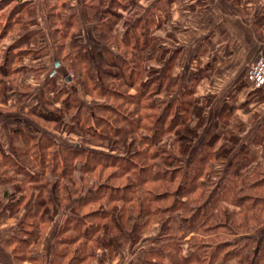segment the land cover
<instances>
[{
  "label": "trees",
  "instance_id": "1",
  "mask_svg": "<svg viewBox=\"0 0 264 264\" xmlns=\"http://www.w3.org/2000/svg\"><path fill=\"white\" fill-rule=\"evenodd\" d=\"M89 8L97 10L98 21H96V24L99 25L97 31L99 32L98 37L101 38L103 29H111L110 25L115 16L111 15L112 12L109 10V7H106V10H104L91 4ZM30 12H33V8H26L24 15ZM61 18V16L58 17V21ZM71 21L68 16L61 23L69 30L72 27ZM155 21L154 17L150 20V23L155 24ZM67 30L64 32V35L69 34ZM129 32L130 30H128V34ZM77 34L79 36L78 32ZM73 35L74 33H72ZM104 35L105 40L111 38L110 34ZM75 38L76 49L74 50V57L79 61V65L74 66V70L80 84L86 87L89 85V88L95 86V88L104 91L105 97L118 98L120 103L111 104L105 99L104 103L100 104V108L109 110L111 116L114 118L104 116L105 114L102 115L101 113V116L97 117L91 109L88 110L85 106H82V103L78 102L75 96H72L67 98L62 105L66 106L68 102L72 104L76 103L75 105H80L81 103L80 114L83 113V115L75 112L72 114V120H68L67 122L63 120L64 115L57 113V111L48 115H54L55 121L62 119L65 128L73 126L78 120L81 122V126L91 134L99 136L105 134V139L109 136L114 139L110 141V151L98 150L94 147H89V149L85 144L67 145L59 143L58 138L56 139L54 135L43 129L39 130L19 125L12 135L13 153L10 152V154L4 149L3 140L0 137V168L6 169V172H0V184H7L6 186H9L10 182L13 181V184L18 188V192L21 191L22 195L24 193L21 198L15 197L14 202L10 204L12 205V211H16L19 203L22 201L20 199L26 197L25 187L27 185L25 182H28L30 185L35 184L32 185L33 187H30L31 192H33L30 194V207L32 208L23 218L19 226L18 235L12 238L16 239L19 243L16 244L15 249L17 255H20L21 258L19 256L16 257L20 260L22 258L34 260L32 243L35 241L34 238L37 237L41 225L55 216H51L52 214H50L49 209L53 197L59 198L58 189L60 187L64 191L62 192L61 199L65 200L67 198L68 200L65 203L70 202L72 210L75 209L76 211L80 207L82 209V207L92 206L90 207L91 209L75 215L74 218L67 215V220L71 219L74 221L71 225L75 233L68 234L60 239L63 243H67L66 241L69 240L79 251L73 254L70 250L58 249L59 251L56 255L69 257L65 264L82 263V261L90 256L91 250L95 247L109 249L114 253L119 250V246L114 241L127 242L131 231L136 234L135 230L146 223H150L152 217L159 218L162 215H165L162 227L172 240H181L188 231L195 232V235L188 242L192 250H187L186 257L194 256V259L189 262L203 264L202 262L204 261L205 264H214L218 261L214 258H217L221 253L222 256L220 257L223 259L220 262L222 263L225 262L223 260L230 262L229 260L236 259L239 264H264V245L260 246L258 252L254 254V249L252 248L253 239L248 236H244L241 241V237L237 239L228 237L220 239V234L215 235L216 239L214 241L212 238L206 240L199 237L200 233H210L213 232L212 230L218 231L219 227L230 230L229 235L236 231L225 218L229 214L233 215V217L239 214L230 210L227 212L228 209H224L226 212L223 215L222 210H220L221 201L235 202L232 204H236L238 207L244 209L251 207V209H245L247 213L238 222V226L246 227L261 224L260 220L255 218L257 216L251 215V212H254L252 205L264 208V200L257 198L258 196L256 195L245 192L240 193V187H238L241 177L244 188L248 186L251 189L258 186V184L264 183L262 180L264 175L259 174L257 179L251 180V184H248L247 177H244V172H241L243 166L251 163V152H247L248 149L246 150L249 161L243 164L242 159L244 162L246 157H242L244 154L237 157L230 155L234 150V146L232 147V145H235L236 141L233 140L231 144H223L217 148L218 140H216L214 135L200 142L199 146L188 140L178 146L176 145L178 144L176 140H173L175 146L171 151L170 146H168L169 142L167 143V140L163 141V139L170 132L176 131L178 125H190V115H192L193 119L199 116V98L195 100L197 102V110L193 109L190 111L192 106H190L189 101L185 100L184 96L181 99L176 97L172 100L171 98L164 105L162 99L156 97L162 90L159 87L156 89L153 80L140 76L141 61L139 60V46L135 47L132 45L131 38H127V40L123 39V42L113 41V46L108 45V47L94 45L96 49H99V51L93 54L98 63L97 67H90L87 59L90 60L91 55L83 51L81 39ZM154 40L155 37L151 35L150 40L146 43L147 47L151 46L149 48L151 52H155L161 46L157 43L156 47ZM110 42L112 44V40ZM114 46H119L124 50V52L121 51L122 57L118 55V51ZM16 51L22 50L19 48ZM19 54V52H10L0 62V74H3L5 77L0 80V94L3 92V98H5L3 102L7 103L8 99H12V102L16 99L15 102H17L16 104L14 102L10 104V108H22V104H24L26 99L24 95L21 97L16 94H5L8 89L7 84H9L6 82V79H10L12 73L20 74V70L26 68L21 63L20 58L18 59ZM152 55L163 56L164 53ZM163 57L165 58L166 56L164 55ZM164 58H159L158 60L164 62ZM162 64L166 66L165 69L168 71L171 68L169 66L170 57ZM39 65L34 64L32 67L37 68ZM21 66L24 68L20 69ZM96 68L99 78H96ZM100 73L102 78L110 81L103 85ZM124 77H126V80ZM133 77L143 86L138 88L139 91L136 95H133L130 89L126 90L124 88V86L129 87L133 85ZM171 77L172 79L166 78L169 80L167 85H179V78L182 77H174L172 74ZM127 82L130 84H127ZM191 82L195 84L196 80L192 79ZM189 83L184 84L189 86ZM160 85L162 84L160 83ZM179 86L182 89L183 85L180 84ZM19 87L21 86L19 85ZM190 94L192 92L187 95ZM175 101L181 103L180 109L184 110L185 114L180 115L178 112L170 114L169 110L172 105L174 106ZM61 110L62 108L58 111ZM37 112L38 116L46 118V114L51 111L44 112L37 110ZM94 119L101 120L108 128L102 132H98L96 128L94 129L95 126L92 123ZM38 133L40 135H37ZM178 137L177 139H179ZM58 145L64 149L59 151ZM124 148L125 150H121ZM18 155L24 157L25 161L19 160ZM218 158L220 159L219 165L216 163ZM156 166L158 169L155 168ZM110 168H112V171L107 172ZM47 171L52 173V182L56 189V195L50 194L49 189H46V183L44 185L38 183L39 180L46 177ZM96 172L100 175H105V179L101 177L100 180H93L95 176L91 174ZM21 173L26 175V178L23 180L17 177ZM127 175L129 177H126ZM178 177H182L181 182L175 189H172V185L175 184V180ZM122 178H126V181L118 183L117 179ZM148 182H154L155 184L153 189L145 190V197L142 200L139 196V189H143L145 187L144 184ZM47 190L48 193L42 194ZM3 193L8 195L7 187ZM167 197L171 199L168 204L163 205L159 202ZM136 200L141 201V207L138 218L134 219L133 212H131L132 208L131 213L128 212V208L132 207L137 202ZM47 210L48 212H46ZM218 210L219 213L216 214L214 211ZM175 212L181 219L182 224L178 223V219L176 220ZM44 213L47 214L45 215ZM80 214L81 216L87 215V217L91 218L96 217L97 220L90 222L87 218H81ZM136 220L143 223L132 222ZM212 220L215 221L213 222ZM227 230H223V233L228 232ZM246 232L248 231L245 229L242 233ZM215 233L217 232H213V234ZM79 239L82 240L80 244L78 243ZM232 240L234 243L230 245H242V250H239L240 246L238 245L226 250L221 249ZM92 242L95 246L91 245ZM90 247L92 248L90 249ZM70 252L72 254L69 256ZM173 257L172 262L175 264L182 260V257L180 259L177 252L173 254ZM59 262L60 260H58V264Z\"/></svg>",
  "mask_w": 264,
  "mask_h": 264
},
{
  "label": "rangeland",
  "instance_id": "2",
  "mask_svg": "<svg viewBox=\"0 0 264 264\" xmlns=\"http://www.w3.org/2000/svg\"><path fill=\"white\" fill-rule=\"evenodd\" d=\"M173 1L174 0H0V62L1 59H5V57L8 56L10 52H19L20 54L18 55V59L20 58L21 63L24 64L23 66H26V68H24L23 66L20 67V69L24 68L20 70V76H18V74L12 73V75L10 76L11 78L6 79V82L9 83L7 84L8 89L5 93L6 95L16 94L17 96L22 97L24 95L26 97L24 104H22V108H7L0 104V121L3 126L4 124L6 125L4 126V128L0 125V137H2V140L4 138L8 139V146L6 147L9 148L11 153V149H13L12 135L19 125L28 128L33 127L39 130L43 129L44 131L54 135L56 139L58 138L57 140L59 141V143L67 145L85 144L87 148L94 147L95 149H101L103 151L111 150L110 141L111 139H114L113 137L109 136L107 137V139H105V134H102L100 136L91 134L81 126V122L78 120L77 123H75L71 127L65 128L63 124V120H65L66 122L68 120H72L73 113L76 112L77 114H80L81 103L82 106H85L88 110L91 109V111L94 112L97 117H100L101 113L102 115L105 114L104 116H109L111 118L114 117L111 116L110 111L104 108H100V104L104 103L105 99H107L108 102H110L111 104L120 103L118 98H111L110 96L105 97L104 91L95 88V86L89 88V85L88 87H86L80 84V81L76 76V71L74 70V66L79 65V61L76 60L74 57V50L76 49L75 37H77V39H81L83 51L88 52L91 55L90 60L87 59V62L90 67H97L98 64L96 58L93 57V54L99 51V49H96L94 45L108 47V45L113 46V41L115 42L117 40L119 42H123V39L127 40V38H131V44L135 47L139 46V60L141 61L140 76L147 78L148 80H153L155 82L156 89L159 87L162 90V92L156 95V97L162 99L163 104L166 105L171 98L172 100L176 97L178 99H181L184 96L185 100L189 101L190 106H192V109H190V111H192L193 109L197 110V102L195 101L196 94L194 91L195 84L192 82L189 83L184 77L179 78V85H183L182 89L177 84H171V86H168L167 83L169 82V80L167 79H172L171 74L173 67H171L167 71L165 69L166 66L162 64L164 62H162V60H158L159 58L163 59L164 55L168 56L169 53L172 51V49H170L171 46L167 45L166 43L164 44L163 42H167L166 37L168 35L165 34L164 26L170 18L171 3ZM91 4L92 6H98L99 8H103L104 10H106V7H109V10H111L112 12L111 15L115 16L114 19H112L110 25L111 29H103L101 38L98 37L99 32L97 31V27H99V25L96 24V21H98L97 10L89 8ZM26 8H33V12L27 13L25 14V16L24 13L26 11ZM60 16L62 18L58 21V17ZM65 16H69V19L72 20V27H70L69 30H67L61 23L63 20L66 19ZM154 17L157 22L155 21V24H151L150 20ZM66 30L69 31V34L67 33V35H64V32ZM128 30H130L129 34ZM77 32L79 33V36ZM72 33H74L73 36ZM104 34H110L111 38L109 40H105ZM151 35H158L157 37H155L154 40L155 46L157 47V43L158 45H161L160 48L155 52H151V49H149L151 48V46L147 47L146 45V43L150 40ZM110 40H112V44ZM19 48L22 51H16V49ZM114 48L118 51V55L122 57L123 54L121 53V51L124 52V50L121 49L119 46H114ZM162 53H164L163 56L152 55H160ZM33 63L37 65H42H39L36 68L34 66L32 67V65H34ZM95 73L97 75L96 78H99L97 68L95 69ZM100 77L103 80V85L106 84V82L108 83L110 81L108 79L102 78V75ZM4 78V75L0 74V80ZM124 79L126 80V77H124ZM132 83V86H124V88L126 90L130 89V92L133 95H136L139 91L138 88H141L143 86L137 82V79H135V77H133ZM160 83L162 85H160ZM184 83H189V86L185 85ZM127 84L130 83L127 82ZM19 85L21 87H19ZM190 92H192V94L187 95ZM3 94V92L2 94H0L1 102H3V99L5 101V98H3ZM72 96H75L78 99V102H81L80 105H75L76 103L72 104L70 102H68L66 106L62 105L63 102L67 100V98ZM177 101H175L174 106L172 105V107L170 108V114L173 112H178L180 115L185 114L184 110L180 109L181 103H178ZM222 101L226 102L227 99L224 100L222 98ZM198 103L200 105V108L198 109L200 111L199 116L193 119L192 115H190V125H178L176 131L170 132L163 139V141L167 140V143L169 142L168 146H170V150L172 151L175 146V142L173 143V140H176V142L178 143L176 145L178 146L187 142V140L199 146L200 142H203L205 139H208L209 137H212L214 135L216 140H218L217 148H219L218 146L220 143H222V146L223 144H231L233 140L237 141L235 145H232V147L234 146V150L232 151V153H230V155H235L237 157L238 155L242 156L244 154L242 157H246L244 159V162L242 159V163H248L249 160L247 159V152H251V149H248L246 152L244 146L242 145V129L237 130L234 126L237 122L234 110L232 108H227L228 106H223L222 110L218 111L220 110V108L216 107V104L213 102L212 97H207L205 99H201L200 101L198 100ZM61 108L62 110L58 111ZM37 110H42L44 112L51 111L50 113L46 114V118L48 119L43 118L42 116H38ZM56 111L57 113L64 115L63 120L61 119L62 121H55L53 118L54 115H48L53 114ZM80 115H83V113H81ZM10 123L17 124V127H8L11 132V144L10 139L9 137H7L5 130V128H7L8 124ZM92 123L95 126L94 129L96 128L98 132H102L104 129L108 128V126L99 119L92 120ZM234 132L237 133L236 136H238V138H236ZM37 135L40 134L38 133ZM177 136H179V139H177ZM86 142H88L89 144ZM57 148L59 151H62L64 149L62 146L59 145L57 146ZM121 150H125V148ZM250 155V159L257 157V153L255 156H253V153L251 152ZM18 156L19 160L25 161L24 157H20V155ZM216 161L217 165H219L220 159L218 158ZM183 162L186 163L185 160H183ZM248 165L246 164V166H243L241 172H244L243 175L244 177H247L248 184H251V180L257 179L259 174L264 175V163L252 171H248L246 169V167H249ZM155 168H157V166ZM1 171L6 172V169L0 168V172ZM109 171H112V168L108 169L107 172ZM21 175L25 176L23 173ZM91 175L95 176V179H93L95 181L100 180L101 177L102 179H105V175H100L98 172ZM126 177L129 176L127 175ZM25 178L26 176H21L20 179L23 180ZM181 178L182 177H178L175 180V184L172 185V189H175L178 186V184L181 182ZM43 179L44 178H42V180H39L38 183L44 185L45 181L43 182ZM117 180L118 183H122L126 181V178ZM262 180L264 181V178ZM240 181L242 182V184ZM240 181L238 183V187H240V193L245 192L252 195H256L258 196L257 198L264 200V183L261 182V185L258 184V186L249 189L248 186H246V188L242 186V177ZM25 184L29 187H25L26 197L24 199H20L22 200L21 202L19 201L20 203L17 207L18 209L16 211V214H14L13 218V221L15 223H17V219L19 218L20 214L23 218V216L27 215V213L30 212V209L32 208L30 207V194H32L33 192H31L30 187L33 186H31L32 184H28V182H25ZM154 184V182H148L144 184L145 187L143 189H139V196L142 200L145 197V190H148L150 188L153 189ZM17 189L18 188H16L15 184H13V181L10 182V185L7 187L8 195H5L4 199L2 197V199L4 200L3 202L5 204H3V206L1 207L5 206L3 209H5L6 212L9 210L11 211L10 204L14 202L15 197L20 198V196L24 195V193L23 195L22 193H19ZM2 192V187L0 186V194ZM62 192L64 191H62L59 187L58 193L60 196L58 199L55 196L53 197L49 209L50 214H52L51 216H58V218L55 217L52 221L54 222L53 233H55L57 238L59 237V239L64 238L68 234L75 233L74 229L72 230L71 225L74 221H72L71 219H65L62 222V225H59L61 224V219L63 218V215H65L67 211V214L74 218L75 215L82 212H86L87 210L91 209L90 207H92L86 206L82 207V209L80 207L76 211L75 209H73L75 211L74 212L70 208V202L65 203L68 199H61ZM46 193H48V190L44 191V193L42 194ZM170 200L171 199H168L167 197L159 202L164 205L168 204ZM136 201L137 202H135L132 207L128 208V212H130L132 208L131 212H133L134 219L138 218V214L140 212L141 207V201ZM220 203V210H222L223 215L224 212H226L225 210L227 209V212H229L230 210L239 214L238 216L234 217L233 215L229 214V216H226L225 218L230 224V226L232 225L236 231L229 235L230 230L219 227L218 231L212 230L213 232L217 233H200L199 237L206 240L212 238L214 241V239H216L215 235L220 234V239L226 237L231 239H237L241 237V241L244 236H248L253 239L252 248L254 249L255 254L256 250L260 246L264 245V208H258V206L254 207V205H252V209L254 210V212H251V215L254 214V216H257L255 218L260 220L261 224L249 225L245 227L238 226V222L242 220V218L245 216V213H247L245 212L247 211L245 209H251V207H246L245 209L240 208L236 204H232L235 203L232 201H221ZM46 212H48V210ZM214 212L217 214L219 213V210ZM44 214L46 215L47 213ZM175 215L176 220L178 219V223L182 224L181 219L177 216L176 212ZM80 217L87 218L90 222L97 220L96 217L91 218L87 217V215L81 216L80 214ZM164 218L165 215H162V217L159 218L152 217L150 223H146L145 225L135 230L136 239L133 241V243H137L135 244L136 248H142L146 239L155 235H159L161 233ZM212 221L214 222L215 220ZM132 222L140 223V221L138 220ZM48 223L49 221L44 222L41 225L40 231L37 235V240L32 243V246L37 247V242L38 239L42 237V232L45 233V231H47V228L51 225L50 223L48 225ZM245 229L248 232L242 233ZM223 230H227L228 232L223 233ZM118 242V246L121 249L120 251H125L130 245V241L122 243L117 240V243ZM233 243V240L229 241L228 245L222 247L221 249L226 250L230 247L233 248L238 245H230ZM91 244H93V242ZM239 250H242V245L240 246ZM76 252L77 251L72 250L73 254H75ZM72 253L70 252V254L68 255L70 256ZM220 256H222L221 253L219 256H217V258H214L218 260L214 264H239L238 260L236 259L229 260L230 263L226 260H223L225 262L222 263L220 261L223 258H221ZM68 258L69 257L65 256L63 260H60L59 264H65L68 261ZM202 263L205 264L204 261Z\"/></svg>",
  "mask_w": 264,
  "mask_h": 264
},
{
  "label": "crops",
  "instance_id": "3",
  "mask_svg": "<svg viewBox=\"0 0 264 264\" xmlns=\"http://www.w3.org/2000/svg\"><path fill=\"white\" fill-rule=\"evenodd\" d=\"M164 27L168 36L167 42L163 43L172 49L164 62L170 57L172 76L185 77L188 82L196 80V98L201 100L212 97L216 107L220 108L218 111L223 106L234 110L237 120L234 126L237 130L242 129L245 151L251 149L253 156L257 153V157L252 159L246 169L251 171L261 166L264 163V88L249 86L246 76L252 62L264 56V0H174L171 3L170 18ZM222 98L227 101L223 102ZM15 100L14 104L17 103ZM13 102L8 99L7 103L0 104L8 108ZM0 125L3 128L6 126L1 121ZM10 126L17 127V124L10 123L5 128L11 144ZM234 133L236 136L237 133ZM3 144L6 152L10 153L6 147L8 139L4 138ZM11 150L13 153V149ZM21 174L17 177L26 176ZM45 176L46 189H49L51 195H56L52 173L47 171ZM6 185L0 184L2 191L8 187ZM2 197L5 198L3 192L0 194V264H58V260L64 259L56 255L58 249L79 251L69 240L63 243L53 233L52 220L58 218L54 216L48 220L51 225L45 233L42 232L37 247L32 246L34 260L17 258L20 255H17L15 247L19 243L12 238L18 235L19 227L16 226L22 223L25 216L22 218L20 214L15 223L13 218L17 209L6 212L3 209L5 206L1 207L5 204ZM67 213L63 215L60 226L67 218ZM194 235V231H188L181 240H172L162 227L159 235L146 239L142 248H136L137 243H133L136 236L131 231L128 250L120 251L119 247L113 253L109 249L95 247L90 256L79 264H175L172 259L176 252L180 259L182 257L176 264H196L189 262L194 256L186 257L187 250L190 249L188 242ZM78 243H82V240L79 239ZM114 243L119 244L116 241Z\"/></svg>",
  "mask_w": 264,
  "mask_h": 264
},
{
  "label": "built area",
  "instance_id": "4",
  "mask_svg": "<svg viewBox=\"0 0 264 264\" xmlns=\"http://www.w3.org/2000/svg\"><path fill=\"white\" fill-rule=\"evenodd\" d=\"M247 84L254 88H264V56L258 57L249 67Z\"/></svg>",
  "mask_w": 264,
  "mask_h": 264
}]
</instances>
